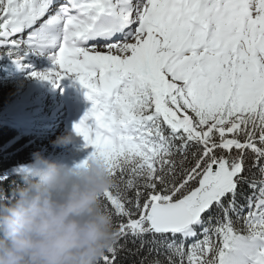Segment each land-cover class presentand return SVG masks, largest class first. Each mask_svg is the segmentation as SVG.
<instances>
[{"label": "snow or ice", "instance_id": "snow-or-ice-1", "mask_svg": "<svg viewBox=\"0 0 264 264\" xmlns=\"http://www.w3.org/2000/svg\"><path fill=\"white\" fill-rule=\"evenodd\" d=\"M0 49L86 89L73 130L118 230L98 264L137 241L147 264H264V0H0Z\"/></svg>", "mask_w": 264, "mask_h": 264}, {"label": "clouds", "instance_id": "clouds-1", "mask_svg": "<svg viewBox=\"0 0 264 264\" xmlns=\"http://www.w3.org/2000/svg\"><path fill=\"white\" fill-rule=\"evenodd\" d=\"M81 161L69 165L37 150L13 168L9 187L0 185V264H98L115 243L118 230L101 199L113 178L100 157Z\"/></svg>", "mask_w": 264, "mask_h": 264}, {"label": "trees", "instance_id": "trees-1", "mask_svg": "<svg viewBox=\"0 0 264 264\" xmlns=\"http://www.w3.org/2000/svg\"><path fill=\"white\" fill-rule=\"evenodd\" d=\"M22 89L23 83L19 78L0 70V148L5 146L0 151V175L8 173L10 177L6 183L0 182L5 189L14 178L13 168L31 160L33 152L41 151L45 138L43 128L48 125V122L41 120L43 110L37 108V104L29 102L24 105L19 102ZM80 152L79 148L72 152L69 165L86 158ZM245 191H248L246 187ZM127 249L121 253L118 264H147L156 255L149 254L147 245L140 249L139 241L128 243ZM159 258L164 259L163 256Z\"/></svg>", "mask_w": 264, "mask_h": 264}, {"label": "rangeland", "instance_id": "rangeland-1", "mask_svg": "<svg viewBox=\"0 0 264 264\" xmlns=\"http://www.w3.org/2000/svg\"><path fill=\"white\" fill-rule=\"evenodd\" d=\"M49 67H52V61L47 56L29 54L19 64L12 57L0 56L2 71L15 75L23 83L25 89L20 94V102L27 104L30 101L37 104V108L43 110L41 120L48 122V125L43 128L45 138L41 143V151L45 156L70 164L74 150L79 148L81 156L87 157L92 149L91 146H84L83 138L74 132L73 125L69 120L74 108L71 110V107L68 106V87L70 85L66 82L65 76L58 83L30 76L32 71H42ZM69 134L74 137L71 142L62 146L53 145L52 142L58 136Z\"/></svg>", "mask_w": 264, "mask_h": 264}, {"label": "bare ground", "instance_id": "bare-ground-1", "mask_svg": "<svg viewBox=\"0 0 264 264\" xmlns=\"http://www.w3.org/2000/svg\"><path fill=\"white\" fill-rule=\"evenodd\" d=\"M28 57V56H27ZM72 118V117H71Z\"/></svg>", "mask_w": 264, "mask_h": 264}]
</instances>
